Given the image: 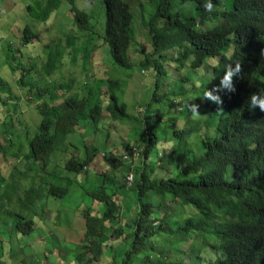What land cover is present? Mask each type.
<instances>
[{"label":"trees","instance_id":"obj_1","mask_svg":"<svg viewBox=\"0 0 264 264\" xmlns=\"http://www.w3.org/2000/svg\"><path fill=\"white\" fill-rule=\"evenodd\" d=\"M59 1L49 0L45 10L43 8V17L44 14L49 16L58 11L72 16L76 25L83 21L90 22V14L81 8L71 6L68 11L61 12ZM86 1L90 3L92 0ZM174 1L159 0L151 19L143 23L145 29L148 27L149 42H146L151 45V50L145 51V40L135 31L129 0H101L105 20L99 38L109 46L115 63L129 67L137 61L140 70L133 73V78L130 74L132 81L135 82L145 68L156 71V91L164 84L165 61L172 60L175 63L172 69L178 71L191 58L190 67L203 70L205 78H208L206 73L209 69L212 70L208 83L197 87L198 84L193 82L188 89L176 95H182L181 99L171 101L163 108L171 114L181 113L180 117L187 121L192 117L188 110L189 103L205 106L206 112L209 110L208 115L190 121L192 129H179L177 123L171 126L176 137L187 139L188 136L197 135L196 147L188 146L184 154L188 155L190 163L180 166V156L166 152L159 157L156 165L150 160L164 119L161 109L155 110L153 107L158 99L157 94L145 106H139L138 115L129 120L127 106L119 100L115 90L120 88L125 92L124 85L117 77L111 79L106 66L101 67L102 70L106 69V87L101 88L102 83H97L94 88V81L89 84L87 79L84 82L79 80L76 96L72 94L60 104L52 105L47 99L57 98L55 79H50L49 84L35 85V96L43 100L38 106L42 116L39 130L34 135H30L29 131L24 133V123L20 122L22 116L18 121L24 133L21 138L26 139L28 148V154L24 157L30 163V166L25 164L26 167H23L27 169L23 176L35 172L40 175V183L26 192V201H21L22 206L30 208V215L17 220L12 229L15 235H31L40 225L43 231H47L45 218L48 211L38 212L32 206L36 202L44 204L51 198H63L71 191V187L58 181L67 177L64 173L54 176L47 171L51 154L56 150L68 153L71 146L83 149V153H76V150L70 152L72 155L65 162V169L73 172L76 179L78 174L87 172L85 167L91 164L100 149L86 144L84 138L82 144L78 145L68 137L80 125L101 127L108 134L111 129L105 126L113 125L114 130L119 131L123 147L105 157L113 162L114 168L109 173L105 170L100 175L97 190L88 192L92 201L97 205L102 204L104 209L97 211L96 216L91 215L89 210L85 212L86 231L76 243L79 253L65 252L71 256L68 261H73V264H264V112L259 108L251 109L248 102L252 93L264 91V0H211L215 6L211 13L204 8L207 0H179L192 4L197 15H192L193 11L190 15L174 12ZM217 20L224 23L217 24ZM87 28L86 37L88 33H94L93 25L88 23ZM18 29L17 32L22 34V41L17 47L20 59L13 56L16 49L11 55L12 50L6 48V56L0 59L3 60L0 68L5 67L6 72L7 69L15 70L19 84L24 87L30 100V96H34L35 69L39 67L34 60L41 58L42 63L45 61L40 50L46 46H40L42 41L36 30L32 31L26 26L20 33L21 27ZM68 38L72 39L73 44L76 42L75 37L68 35ZM133 44L142 45L141 54H137L139 59L136 60L130 57ZM236 62H242L243 69L234 77L236 91L221 93L224 112L216 113L217 106L206 100L204 93L220 84L226 65ZM46 64L47 76H51L57 66ZM62 65L61 70L70 71L72 68L70 63L63 62ZM81 71L83 73L85 68ZM29 74L33 79L29 78ZM4 82L0 80V111L4 106L11 105L6 111L9 113V108H13L10 119L14 122V111L21 107V101L19 96H13L11 84ZM64 86V82H61L60 87ZM104 115L107 122L101 123ZM123 118H128V123H136L141 130L135 135L137 143L131 140V146L127 142L130 137H126L129 130L125 131V127L131 129V126L121 121ZM202 124L209 129L206 134L201 130ZM5 132L7 138L9 135L15 138L12 131ZM13 138L6 140L14 145ZM3 143L5 141L0 142V149ZM26 146H22V151ZM139 149L141 159L138 162L134 158L130 160L131 151L134 157V150ZM1 151L7 152V149ZM121 167L127 172L126 178L107 175ZM164 167H172L170 173L175 177L152 179L151 174ZM176 170H179L178 174ZM129 176L133 178L131 183ZM5 186L0 172L2 199L5 198ZM21 196L18 194V198ZM168 199L179 201L181 206L191 207L196 213L174 220L166 213L162 216L157 210L162 211ZM187 210L192 213L190 209ZM32 212L36 217L40 216V220H35ZM193 234L208 235L203 239V244L210 247L213 253L205 260L199 249L195 256H190L192 261L188 263L180 255V247ZM112 240L113 243L109 245ZM0 242L5 245L3 240ZM9 254L10 257L7 254L0 256V264H7L2 261L3 257L11 260L13 253ZM141 254L144 255L140 257Z\"/></svg>","mask_w":264,"mask_h":264},{"label":"rangeland","instance_id":"obj_2","mask_svg":"<svg viewBox=\"0 0 264 264\" xmlns=\"http://www.w3.org/2000/svg\"><path fill=\"white\" fill-rule=\"evenodd\" d=\"M48 1L49 0H0V59L6 56V48L12 50L11 55L16 49L13 56L20 59L17 47L19 42L22 41V34H19L17 31L19 30L18 28L21 27L19 31L21 33L26 26H29L32 31L36 30V32L39 33L42 41V45L40 46H46V48L40 50L41 57L45 59V61L42 63L41 58L34 60V62H38L39 65V67H36L34 73L36 79L34 86H39L41 84L45 85V83L49 84L51 82L50 79H55L58 87L56 89L57 98H47L52 105L62 103L72 94L76 96L79 80L84 82V80L87 79L89 84H93L94 81V88L97 87V83H102L101 88L106 87V81H104L106 69L102 70V66L108 68V74L111 79L117 77L119 82L124 85V90H122L125 92H122L120 88L114 89L116 90V94L118 93L119 100L127 106L126 110L130 116L129 120L132 116L138 115L139 106H145L151 97L157 94L158 99L154 101L153 107L155 110L161 109V112L164 114V119L162 125H160L161 129L158 132L159 141L150 155V160L155 162L156 165L159 161V157L164 152L172 156L175 153L180 156L178 164L183 167L187 166L190 163V159L188 155L184 154H186L185 151L188 150V146L196 147L195 138H197V135L188 136L189 138L187 139L176 137L171 126L173 123H177L179 129L189 130L193 128L190 121L192 122L195 119L191 117L190 121H187L180 117L181 113L171 114L163 110V108H166L171 101L175 102L181 99L182 95H176L188 89L193 82L198 84L197 87L208 83L212 70L209 69L206 73L208 78H205V76L201 74L203 70L190 67L192 63L191 58L187 60L186 65L179 70L177 69L178 71L172 69L175 63L169 60V62L165 61L164 63L166 74L163 77L164 84H162L159 90L156 91V71L154 72L149 68H145L143 72L135 78L134 82L129 77L130 74L132 77L133 73H139L140 66L136 63L137 61L129 67H123L115 63L111 57L109 46L99 38V33L103 30L105 20L104 7L101 0H92L90 3L86 0L59 1L61 12H66L71 6H74L90 14V22L83 21L77 25L74 24L72 16L69 17L68 14H60L58 11L56 13L53 12L49 16L44 14L43 17ZM158 1L159 0H129V4L132 5H130V9L134 14V28L137 35L145 40L143 43L145 51H147L146 49L151 50V45L148 44V27L145 29L143 23H147V21L151 19V15L156 11ZM173 11L180 12L182 15H190L191 11H193L194 13L192 15H197V11L192 4H184L179 0L174 1ZM215 22L217 24L224 23L221 20ZM88 23L93 25L94 33H88V37H86ZM210 25L212 26L213 24ZM68 35L75 37L76 42L74 44L72 39L68 38ZM3 36L7 38L4 39L2 38ZM57 42L61 44L59 45ZM141 50V44H133L130 50V57L133 58V60L139 59L137 54H141ZM70 51L72 52L69 54ZM50 59L51 61H49ZM25 60L26 62L28 61L27 59ZM63 62L72 64L70 71L61 70L64 67V65H62ZM46 63L49 65L52 64L53 67L57 66V70L54 71L51 76H47L48 66ZM82 68H85L83 73L81 71ZM7 71L8 72L5 71V67L0 68V80L3 79L5 80L4 83L9 82L11 84L13 96H19L21 107L14 111L16 113L13 116L15 119L14 122L10 119V115L13 114V108H9L10 114L6 111L11 105L4 106L0 111V142L5 141L2 147L7 149V152L0 151V172L6 183L5 188H7L5 198L3 199L1 198L3 192L0 190V241L3 240L5 243V245H3L0 242V256H2V254H7L10 257L9 253H13L11 256L12 261L7 257H3L2 261L7 264H73V261H68L71 257L69 254L79 253L76 243L80 241L81 235L84 237L83 231H86L84 230L86 225L84 219L85 212L89 210L91 211V215L96 216L97 211L101 212L104 209L102 204L97 205L92 201L88 192L97 190V186L101 181L100 175L105 172V170L110 172L114 168L112 165L113 162L107 160L105 157L109 156L111 152H116L119 148L123 147L122 141L118 135L119 131L116 132L113 125H111L112 127L109 125L105 126L111 129L110 134L101 127L94 128V126L91 125L88 127L84 125L77 127L68 139L80 145L82 144L81 140L84 138L86 144H89V146H96L100 149L97 151L96 157L91 164L85 167L87 172L78 174L75 179L72 174L73 172L65 169V162L69 156L72 155L71 153L74 150H76V153L78 151H82L83 153V149H74V147L71 146L69 147L71 153H67L66 151L62 152L60 150H56L52 153V160L47 171L54 174V176L64 173L67 176L63 177L64 180L60 181L57 177L56 180L62 185L71 187V191L63 198H51V201H47L44 204L36 202L35 205L32 206L38 212L41 210L48 211L47 217L45 218L48 227L47 231H43V229L40 228L42 225L39 226V221L37 224L39 229L36 228L35 232L31 235H15L12 229L18 223L17 220L22 219L23 216L30 215L28 212L30 208L22 206L21 201H26V192L36 183L38 185L40 183L38 182L40 175L35 172H29L26 174V177L23 176V172L27 171V169L24 170L23 167H26L25 164L30 166V163L25 159V155L28 154V148L25 143L26 139L21 138L23 132L21 131L18 118L22 116L21 120L23 121L20 120V122L24 123V133L29 131L30 135L36 134L42 121L38 106L43 100L35 96L37 86L32 90L34 96H30V100H28L24 87L19 84V77L15 70H10L13 74L10 73L8 69ZM28 76L33 79L31 74ZM41 77L43 78L41 79ZM146 77H148V81H146ZM61 82H64V87H60ZM1 107L2 106H0V108ZM206 110L207 108L205 106L199 107L201 115H208L209 110L207 112ZM18 113H20L19 116L17 115ZM106 117L107 116L104 115L101 123H103V121L107 122ZM121 121L130 124L128 125L129 127L131 126V129L125 127V131L129 130V135L126 136L130 137L127 141L128 144L131 146L132 141L137 143L138 138L136 139L135 135L141 131L140 127L137 126L136 123H128V118H123ZM87 124L88 122L86 125ZM123 127L124 126L121 125V129H123ZM201 130L204 134L209 132V129L204 124H202ZM5 131L8 133L12 131L15 138L10 135L7 138ZM9 138H13L14 145L6 140ZM22 146H26L23 151ZM21 151L22 153H20ZM134 156L136 162L141 158L140 153H136ZM129 157L130 160H133L132 151ZM169 168L170 169L166 167L156 169L155 173L151 174L152 179L168 178L170 176L175 177L170 173L172 167ZM178 172L179 170L175 171L176 174H178ZM108 173V176H118L119 178H126L127 175V172H125L122 167L116 172H111V174ZM40 191L42 192L41 189ZM18 194L22 195L21 198H18ZM159 199L160 198H158V200ZM125 207L126 205L122 208L124 209ZM186 208L190 209L192 213L190 214V211ZM157 212L162 216L166 213L172 220L194 216L196 213L191 207H183L180 205L179 201H172L171 199L166 200L162 211L157 210ZM31 216L35 220H40L38 219L40 216L36 217L35 212H32ZM43 225H45V223H43ZM207 236L206 234H200L199 236L193 234V236L181 245L180 255L184 257L186 262L190 263L192 261L190 256H195L199 249L202 250L200 253H202V257H204L205 260L209 258V255L212 254L213 251L210 247H204L205 245L203 244V239L207 238ZM65 238H67V240H64ZM112 243L113 240L110 241L109 245ZM65 252L69 254H64ZM143 255L144 254H141L140 257ZM156 258L157 256L155 255L154 259ZM103 264H105V262Z\"/></svg>","mask_w":264,"mask_h":264},{"label":"clouds","instance_id":"obj_3","mask_svg":"<svg viewBox=\"0 0 264 264\" xmlns=\"http://www.w3.org/2000/svg\"><path fill=\"white\" fill-rule=\"evenodd\" d=\"M204 8L209 13L215 10V6L212 4L211 0H207V2L204 4ZM2 38L6 39L7 37L3 36ZM262 55H264V51H262ZM242 70H243L242 62H236L234 65L231 63L226 65L225 74L221 78L220 84L212 88L211 90H207L204 93V98L206 100L211 101L213 104L217 106L216 113L224 112V109H223L224 101L222 99L221 93H232L236 91V88L234 85V77L238 76L242 72ZM201 74L203 75L204 73H201ZM248 102H249L251 109L259 108L262 112H264V91L252 93ZM199 107H200L199 105L192 104V103L188 105V110L191 112L193 119H199L203 116L201 115L199 111ZM4 148L5 147H2L1 150H3ZM139 153L141 155V149H139V151L137 150V154ZM134 159H135V156H134ZM140 159L141 158H139L138 160Z\"/></svg>","mask_w":264,"mask_h":264},{"label":"built area","instance_id":"obj_4","mask_svg":"<svg viewBox=\"0 0 264 264\" xmlns=\"http://www.w3.org/2000/svg\"><path fill=\"white\" fill-rule=\"evenodd\" d=\"M136 153H137V150H134V154H136ZM125 158H127V156ZM128 180H129V182H131L132 181V176H129Z\"/></svg>","mask_w":264,"mask_h":264},{"label":"crops","instance_id":"obj_5","mask_svg":"<svg viewBox=\"0 0 264 264\" xmlns=\"http://www.w3.org/2000/svg\"><path fill=\"white\" fill-rule=\"evenodd\" d=\"M79 84V83H78ZM99 85V84H98Z\"/></svg>","mask_w":264,"mask_h":264}]
</instances>
